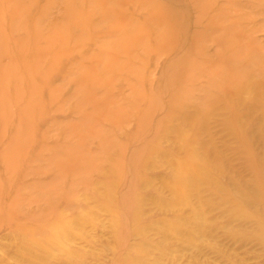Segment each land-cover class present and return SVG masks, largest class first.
<instances>
[{"label":"rangeland","instance_id":"1","mask_svg":"<svg viewBox=\"0 0 264 264\" xmlns=\"http://www.w3.org/2000/svg\"><path fill=\"white\" fill-rule=\"evenodd\" d=\"M123 1V15L148 24V15L138 13L133 4ZM224 1L216 0L215 6L223 7ZM236 2L233 14L239 15L244 31L264 48V10L254 0ZM97 4L96 13L100 9L118 8L121 1ZM72 10L75 15L69 18ZM92 12L95 10L85 0H0V264H116L114 254L120 244L117 233L123 232L124 225L133 223L144 231L129 234V250L138 253L122 251L124 258L130 255L129 264H264V248L256 237V222L236 212L233 205L248 198L254 201L252 197L258 189L264 188V124L258 122L261 115L264 118V87L257 98L248 93L247 99L258 100H253L252 106L259 112L248 113V109L241 107L248 117L243 119L241 133L236 136L221 122V117L226 115L222 103L216 106L208 124L200 126L197 119L186 125L173 121L171 127L189 134L180 135L181 139L171 133L160 135L153 148L167 154L173 152L175 158L178 155L189 158L190 151L194 154L191 157L203 156L196 163L200 180L190 184L185 203L167 207V203L179 198L166 187L176 175L165 160L153 159L150 168L137 174L136 194L140 199L137 218L124 216L118 201L127 187L117 175L130 178L132 169L128 165L111 167L106 163L109 155H98L101 146L97 131L100 128L110 139L128 147L123 162L128 161L136 144L154 137L150 127L140 129L137 116L148 107L151 89L155 93H171L162 81L166 57L158 55L155 49L144 54L136 40L120 41L125 31L113 36L110 22L99 23L95 28V21L80 26ZM146 40L154 43L152 27ZM112 45L113 49L120 45L122 52H118L113 69L105 70V59L110 56L99 47ZM98 54L103 56L99 69L107 71L105 81L113 77V83L104 92L109 101L91 115L103 117L81 153L88 157L89 165L100 161L108 168L102 169L104 175L92 171L89 184L78 182L80 171L72 172L66 184L69 198H63L51 214H57L56 220L39 221L33 215L46 210V202L37 184L47 180L51 173V165L45 159L57 148H68L85 136L84 129L70 135L69 125L77 122L81 110L89 111L95 104L92 100L82 105L77 103L87 83L75 94L73 80L88 73L90 58ZM259 61L264 65V54ZM141 86L147 97L139 105L132 100L131 93ZM158 117L161 113L154 111L152 124ZM195 124L205 128L199 130L196 138L190 128L197 127ZM182 145H188V151L178 152ZM203 146L208 152L200 149ZM198 149L204 154H199ZM14 200L19 203L18 212L3 213V208ZM257 204L254 201V206H243L246 210H260V206L255 207ZM165 219L177 223L180 234L167 228ZM55 229L60 232L56 231L58 236L53 235ZM64 234L65 237H60Z\"/></svg>","mask_w":264,"mask_h":264},{"label":"bare ground","instance_id":"2","mask_svg":"<svg viewBox=\"0 0 264 264\" xmlns=\"http://www.w3.org/2000/svg\"><path fill=\"white\" fill-rule=\"evenodd\" d=\"M85 1L88 2L91 9L95 10V13H90L87 16L88 20L87 18L83 20L84 22H81L82 25L80 24V26L86 27L89 21L91 23H93L92 21H95L96 23H93V28H95L99 23L110 22L112 23L111 34L113 36H117L119 33L125 31V35L123 34L124 36L119 38L120 41L126 39L127 41L136 40L139 43L138 46H141L144 54L155 49L158 55L166 57L167 65L164 66L165 69L162 74V81H165L167 88L168 90H171V93H155L152 89L150 90L149 105L147 108L140 110L137 116V123L143 131L149 127L151 130H154V137H149L136 144L128 161L123 162V157H125V152L128 147L122 144L120 145L113 138L110 139V137L106 136L100 128L97 131L99 119L101 121L103 115L99 118H93L91 116L109 101L107 94L104 92L106 91L107 86H109L108 84L113 83V77H111L108 82L105 81L107 75V71L105 73V70L108 68L113 69V66L117 63V55L122 52L119 48L120 45L114 49L113 45L109 48L99 47L101 50H107V56H110L105 59L106 65L104 60H102V62H104L103 65H105V70L99 69L100 61L103 56L101 57L99 54L94 55L89 60L90 67L88 73L80 74L73 80L75 94L82 84L87 83V88L82 91L77 103L82 105L83 103L92 100L95 104L89 111L81 110V115L77 122H72L69 125L70 135H74L79 129H84L85 136H82V139H80L79 142L72 143L68 148H57L45 159L51 165V173L47 180L40 181L37 184V189L41 192V196L45 198L46 210L33 216L34 218L39 219V221L44 220L45 222L46 219L55 221L57 214L51 215L52 212H56L60 203L64 200L63 198H69V190L66 187L69 175L72 172L80 171V174H78V182L81 184H89L91 183L90 174L92 171L104 175L102 169H105L104 167L108 168L104 165L109 163L111 167L115 166L116 168L121 167L122 165H128L132 169V176H130V178H127L122 174L117 175L121 181H125L127 187L126 192L120 196L118 204L125 211L124 216L130 214L135 220L139 213L137 207L140 201L139 196L136 194L139 186V177L137 174L144 169L146 170L148 167L150 168L149 165H151L153 159L161 158L168 163L173 175H176L175 180L172 179L173 183L166 186L167 190L172 194H177L179 197L177 198L178 201L167 203L168 206H166L170 207L177 202H180L179 204L185 203L187 200L188 188L189 186L191 187L190 184L192 183V185H195L200 180L198 177L201 173L196 169V163L199 162L203 156L198 157L196 154V157H191V155L194 154H191L190 151L187 152L188 154L190 153L189 158L179 157L181 155H178V158H175V156L171 154L173 152L169 151L168 154L166 152H160L153 148V144H156L159 141L161 138L160 135H166L167 133L175 134V137L178 139L183 137L180 135L189 134L184 133L182 130L180 131V129L178 130L171 127L173 121H178L180 124L186 125L189 121L192 122L197 119L200 121V126L204 123L208 124L207 122H209V118L211 119L215 112V108L219 103H222L221 106L224 108V110L222 109L224 111L223 113L226 114L221 117V122H225L235 136L239 132L241 133L240 125L243 122V119L248 117L245 110L248 109V113L250 110L252 112L255 111L256 113L259 112L257 107L256 110H254V106H252L253 100L256 99H247V95L249 93L257 98L264 87V65L260 64L259 61L260 56L264 54V48L256 42L252 36L244 31L239 15L235 16L233 14L234 9H236V0H225L223 7L220 8L215 6L216 0H126L133 4L134 9L138 11V13L145 16L148 15V24L143 22L139 23L132 17L123 15L121 12L122 6L125 5V1L123 0H120V7L113 8V10L107 8L100 9V12L97 13L96 8L99 6L97 4L98 2H103V5H108L111 0ZM254 2L260 7L261 11L264 10V0H254ZM68 15L69 18H72L73 15H75L74 11L72 10ZM69 23L71 25V22ZM77 24L79 25V23ZM150 27H152L154 33L153 44L150 43L149 40H146L150 34ZM254 79H256L255 82H253ZM144 91L143 86L139 87L136 91H133V93H131L132 100L139 105L140 103H144L146 100ZM230 100H233L234 103L227 104V102H231ZM257 101L258 100H256V102ZM241 107H244L245 110L241 109ZM260 108L262 109V107ZM189 110H191V112H188ZM154 111H159L161 117H158L156 122L152 124ZM251 116L252 115H250V117ZM111 117L113 121V114ZM261 117L258 122L264 124L261 122L264 118L262 115ZM229 121L232 122L233 126L230 125ZM199 125H196L197 127H194L195 129L190 127L192 129L191 135H194V138H196L198 132V135H200V131L205 129L202 128L204 126L200 128ZM95 128L96 131L100 133V135L97 136L98 143L101 146V149L99 148L101 151L99 150L98 155L105 154L109 155L110 158L107 156L108 160L106 163L97 161L95 164L92 163L89 165L90 162L88 163V157H84L81 150L83 145L88 141L87 138H91L89 136L94 134L92 132H95ZM231 132L230 134H232ZM190 141L191 140H188V142ZM248 143L250 142L248 141ZM200 145L202 146V144ZM203 145L207 146V144L204 143ZM204 146L203 148L200 147L202 151L206 149ZM179 147L180 149L178 148V152H181L182 150L188 151V145H182ZM200 149H198V151ZM202 151L199 154H201ZM205 151L203 152L205 153ZM246 154L249 155L250 153L246 152ZM253 163L255 165V162ZM260 164L262 165V163ZM86 165L87 167H85ZM202 169L205 171L204 168ZM263 189L259 188L256 195L252 197L255 202H258L255 207L260 206V210H257L256 208L254 210L253 207L251 210L249 208L248 210H246L247 208L244 209L245 207L243 205H253L254 203V201L249 198L246 201L244 200L243 203H237L236 201L233 205L236 207V212L243 215L246 219H254L257 225L256 237L264 248ZM243 195L245 196V193ZM245 197L247 198V195ZM12 203L7 205L8 207L6 209H1L2 212L5 214L18 212L19 203L16 200ZM51 220L50 222H52ZM164 222L167 223V228L172 230L174 234H180V228L177 223H173L167 219H165ZM59 228L60 227H57L58 230ZM58 230L55 229L53 233L54 236H58L56 234V231ZM61 230L63 231L64 229ZM143 231V228L134 223L132 225H124L123 232L121 231L117 233V237L119 238L117 239L120 241V244L116 249V254H114V263L129 264L127 262L131 260V257H129L130 255L126 258L122 255V251H129V253H131V250H129L130 246L127 245L129 234L137 235L143 233ZM66 234L61 235L60 237H65ZM49 237H51V235H49ZM53 240L55 241V239ZM140 248L143 250L142 246ZM134 249L136 248H133L132 250ZM138 249L139 248L136 250ZM145 251L148 253L147 249ZM136 252L137 251H133L132 253L138 254Z\"/></svg>","mask_w":264,"mask_h":264}]
</instances>
